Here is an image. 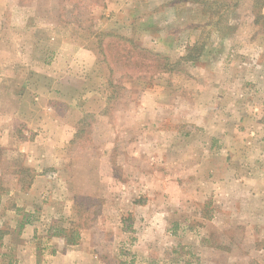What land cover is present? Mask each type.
<instances>
[{"label": "rangeland", "instance_id": "rangeland-1", "mask_svg": "<svg viewBox=\"0 0 264 264\" xmlns=\"http://www.w3.org/2000/svg\"><path fill=\"white\" fill-rule=\"evenodd\" d=\"M144 1L0 0V264H264V18Z\"/></svg>", "mask_w": 264, "mask_h": 264}, {"label": "crops", "instance_id": "crops-1", "mask_svg": "<svg viewBox=\"0 0 264 264\" xmlns=\"http://www.w3.org/2000/svg\"><path fill=\"white\" fill-rule=\"evenodd\" d=\"M163 1L162 0H147V1H144V2H141V3H136L140 6H154V5H158L160 3H162ZM85 76L82 75V73H79V74H76L73 76H71L70 78L72 79H76L77 81V84H80V80L83 79V77ZM81 78V79H80ZM71 82V81H70ZM67 83V80L65 82H61L62 84H64V88L66 87L68 90H69V87L68 85L71 84V83ZM66 84V85H65ZM80 90V88H77L76 89V92L78 93V91ZM14 97L16 98V100L19 102V100L21 99L20 97V94H19V91H17L16 93H14L12 95V98L14 99ZM171 109H160L162 110L161 111V116H170L171 115V118H174L173 116H175V113L176 111L174 110V106L171 105V107H169ZM79 115L81 116V112L79 113ZM78 116V115H77ZM79 117V116H78ZM84 237H80V240L77 242V244L75 245H72L70 247H65L63 251L61 252H57V260H58V264H85L84 262H86V264L88 263V260H81V256L85 253H83L82 249L84 247ZM74 257L77 258V260L75 261ZM55 264V263H53Z\"/></svg>", "mask_w": 264, "mask_h": 264}, {"label": "trees", "instance_id": "trees-1", "mask_svg": "<svg viewBox=\"0 0 264 264\" xmlns=\"http://www.w3.org/2000/svg\"><path fill=\"white\" fill-rule=\"evenodd\" d=\"M263 10H264V0H252V14L255 17V19L253 20L254 24H257L259 22V20L264 18ZM105 35L106 36H112L113 33L112 32H105V33L101 34L102 37L105 36ZM114 35H116V34H114ZM117 36H119L118 38H120L121 41L126 42L128 44V48H127V50L125 52L126 55L129 56L130 50H133V51L136 50L135 52L137 54H140V52H141V55H142V51H143L144 53L150 54L156 60L162 59L166 63L169 62V59L167 57H165L164 55L159 54V53H153L152 51L147 50L145 47H142V46L138 45L137 43H134V41L131 38L126 37V36H122V35H117ZM130 48H132V49H130ZM185 58H188V56H186ZM162 70L170 71V68H166L165 67ZM73 242H74V240H71V243H73Z\"/></svg>", "mask_w": 264, "mask_h": 264}]
</instances>
